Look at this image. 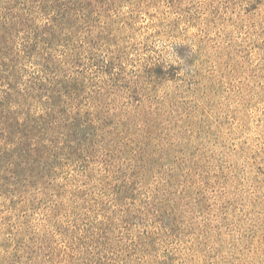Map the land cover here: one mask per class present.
I'll use <instances>...</instances> for the list:
<instances>
[{
	"label": "rangeland",
	"instance_id": "374dc122",
	"mask_svg": "<svg viewBox=\"0 0 264 264\" xmlns=\"http://www.w3.org/2000/svg\"><path fill=\"white\" fill-rule=\"evenodd\" d=\"M0 264H264V0H0Z\"/></svg>",
	"mask_w": 264,
	"mask_h": 264
}]
</instances>
